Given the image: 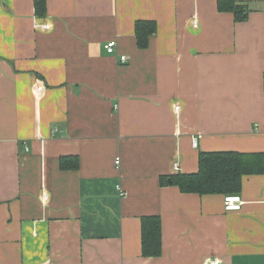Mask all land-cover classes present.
I'll return each instance as SVG.
<instances>
[{"label":"crops","instance_id":"crops-1","mask_svg":"<svg viewBox=\"0 0 264 264\" xmlns=\"http://www.w3.org/2000/svg\"><path fill=\"white\" fill-rule=\"evenodd\" d=\"M237 1L243 21L217 0H0V264H264V172L239 210L169 178L264 156V0Z\"/></svg>","mask_w":264,"mask_h":264},{"label":"trees","instance_id":"trees-1","mask_svg":"<svg viewBox=\"0 0 264 264\" xmlns=\"http://www.w3.org/2000/svg\"><path fill=\"white\" fill-rule=\"evenodd\" d=\"M219 11L232 12L235 21H243L248 8L237 0H217ZM37 14H43L45 0H35ZM156 30V23L151 20L137 21L135 35L137 45L146 47L149 36ZM262 153L239 151H209L198 155V168L195 172L172 175L170 182L183 192L235 194L239 191L244 175L264 172ZM67 157L60 158V166H75L77 159L71 164ZM167 179V178H166ZM164 177L161 181L164 183ZM141 249L145 256L160 254V219L157 215H145L141 218Z\"/></svg>","mask_w":264,"mask_h":264},{"label":"built area","instance_id":"built-area-1","mask_svg":"<svg viewBox=\"0 0 264 264\" xmlns=\"http://www.w3.org/2000/svg\"><path fill=\"white\" fill-rule=\"evenodd\" d=\"M116 45L115 40H109L104 44V47L108 53H112L114 51V47ZM127 57L125 55L120 56V61L125 62ZM194 145H196V140H193ZM116 164L119 163V158H116ZM123 194V193H122ZM224 209L225 210H239L241 207V197L237 194H227L223 198ZM216 264V263H213Z\"/></svg>","mask_w":264,"mask_h":264}]
</instances>
